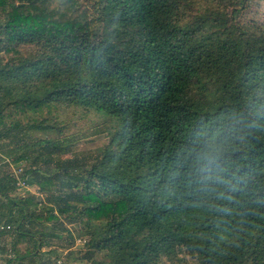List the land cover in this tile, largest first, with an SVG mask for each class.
Masks as SVG:
<instances>
[{
  "label": "trees",
  "instance_id": "16d2710c",
  "mask_svg": "<svg viewBox=\"0 0 264 264\" xmlns=\"http://www.w3.org/2000/svg\"><path fill=\"white\" fill-rule=\"evenodd\" d=\"M251 2L264 16V0H0V163L40 192L0 175L2 264H53L41 249L64 233L95 264H264ZM63 109L99 116L107 140L79 150Z\"/></svg>",
  "mask_w": 264,
  "mask_h": 264
},
{
  "label": "rangeland",
  "instance_id": "374dc122",
  "mask_svg": "<svg viewBox=\"0 0 264 264\" xmlns=\"http://www.w3.org/2000/svg\"><path fill=\"white\" fill-rule=\"evenodd\" d=\"M89 1V0H86ZM247 18H244L245 22L253 23L254 18L256 21L262 22L264 21V16L261 15V5L257 2H251L250 6L247 8ZM60 118L64 120L65 122H62L64 124H67V128L65 129V133L70 134V136H74L77 138V148L79 150H82L84 152L90 151V150H97L98 147L103 145V143L107 140V136L105 132H98L97 130L100 128H103L104 125H98L97 121H101V118L95 114H88L85 115L81 109H73V110H67L63 109ZM61 124V123H60ZM94 125V126H93ZM32 134V133H31ZM33 136H43V134H37L32 135ZM49 136H57L56 132H51ZM13 145V144H11ZM10 145V146H11ZM72 154V153H71ZM9 159V161H8ZM3 161L5 164H7L9 172L14 176V178L17 179V172L20 167L26 168V165L24 162L15 163L13 162L11 157H8L7 159L3 158ZM18 179H17V189L11 192L12 196L17 195H24L27 194L25 191V188L23 186L18 185ZM35 194H40L39 190L36 189ZM17 193V194H16ZM19 193V194H18ZM41 196V195H40ZM75 224H69L68 226L72 227L73 230H75L74 227ZM64 238L61 239H54L53 241V249H55V253L52 254L51 260L53 261V264H59L58 259L62 260V264H95L94 260H101L102 255L97 254L93 255L92 257L85 256L88 247L86 245V241L82 238L81 241H77V238L81 237L78 234L75 233V241L72 243L66 233L63 234ZM10 236L8 237V239ZM9 240V244H10ZM8 244V245H9ZM7 254V253H5ZM182 256V254L180 255ZM7 257V256H6ZM182 260L176 259L174 261L167 260V264H197L196 259L191 257L190 255H184L181 257Z\"/></svg>",
  "mask_w": 264,
  "mask_h": 264
},
{
  "label": "crops",
  "instance_id": "0c3cea01",
  "mask_svg": "<svg viewBox=\"0 0 264 264\" xmlns=\"http://www.w3.org/2000/svg\"><path fill=\"white\" fill-rule=\"evenodd\" d=\"M7 168H8L7 164L1 162V163H0V175H2L3 173L9 172V170H7ZM36 189H38V187H37L36 185H30V186H28L27 188H25V191H26L27 193H34V192H36V191H35ZM16 194H17V193H16ZM18 194H19V193H18ZM19 195H20V194H19ZM10 239H11V236H10L9 239H7V241H9ZM53 242H54V241H53ZM53 242H52V245L49 246V247H47V246L42 247L41 251H44V250H50V249L55 251V249H53V247H54ZM0 248H3V247H0ZM4 248H5V247H4ZM52 254H54V252H53ZM5 256H7V254H3V253L0 251V264H2V263L4 262V258H5ZM46 256H47V253L44 254V255L42 256V258L44 259V261H46V260H45V259H46ZM37 257H39V256H37ZM44 257H45V258H44Z\"/></svg>",
  "mask_w": 264,
  "mask_h": 264
},
{
  "label": "built area",
  "instance_id": "2783aa9c",
  "mask_svg": "<svg viewBox=\"0 0 264 264\" xmlns=\"http://www.w3.org/2000/svg\"><path fill=\"white\" fill-rule=\"evenodd\" d=\"M8 161H9V159H8ZM22 171H23V167H20V168L18 169L17 174H16L17 179H18V181H19V182H18V185H19V186H23V187H27L29 184H28L24 179H22L21 177H19V174H20ZM4 228H5L4 225H0V229H4ZM6 228H10V225H7ZM82 238H83V237H79V238H77V241H78V242L81 241ZM83 239H84V238H83ZM84 240H85V239H84ZM58 263H59V264H62V260H61V259H58Z\"/></svg>",
  "mask_w": 264,
  "mask_h": 264
}]
</instances>
